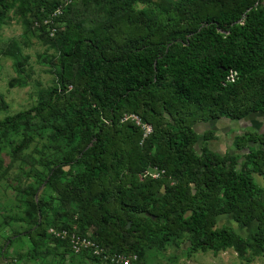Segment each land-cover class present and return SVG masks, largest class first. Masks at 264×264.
Here are the masks:
<instances>
[{
    "label": "trees",
    "instance_id": "trees-1",
    "mask_svg": "<svg viewBox=\"0 0 264 264\" xmlns=\"http://www.w3.org/2000/svg\"><path fill=\"white\" fill-rule=\"evenodd\" d=\"M263 1L181 0L180 14L164 23L162 16L136 11L133 0H71L61 17L64 22L70 14V21L53 38L44 28L33 29L32 20L44 18L61 0L34 1L27 25L57 47L58 84L36 106L0 121V131L60 116L53 129L71 149L52 160L47 174L64 208L75 201L77 216L71 222L76 226L68 222L56 230L89 238L109 255L135 254L133 264H142L137 249L147 239L158 238L163 246L182 232L189 234L192 252H264V129L234 137L241 169L237 155L208 148L210 132L199 152L193 149L198 122L264 117ZM16 3L30 9L28 0H0V22ZM167 23L172 26L166 33ZM124 112L151 126L141 145V129L120 123ZM74 170L75 177L66 179ZM35 207L39 239L45 220L43 209ZM138 213L155 220L139 230ZM225 214L239 227L257 223L249 240L230 227H216V218ZM48 230L70 250L68 241ZM38 244L33 239L28 255L50 257ZM60 254L53 264L64 263L66 254ZM72 262L111 264L87 251Z\"/></svg>",
    "mask_w": 264,
    "mask_h": 264
},
{
    "label": "rangeland",
    "instance_id": "rangeland-1",
    "mask_svg": "<svg viewBox=\"0 0 264 264\" xmlns=\"http://www.w3.org/2000/svg\"><path fill=\"white\" fill-rule=\"evenodd\" d=\"M34 1L28 0L30 9L18 7L16 3L0 22V121L36 106L40 96L58 84L55 76L59 56L57 47L29 30L27 25L35 14ZM132 4L136 11L147 16L156 19L162 16L165 23L167 18H177L181 9L179 7L183 3L181 0H133ZM69 21L70 14H67L62 22V30ZM171 26L172 23L165 24L164 31L167 33ZM259 72L264 74V68ZM129 115L136 116L143 124L150 126L138 114L128 112L122 114L120 123L129 122L140 128L124 119ZM56 122H60V116L54 114L36 117L28 124H21L17 131H0V264H35L31 261L32 255H28L34 248L33 239L39 241L38 245L44 252H65L70 263L76 255L65 244L51 239L46 233L51 227L64 229L63 225L68 222L74 226L76 223L71 222L77 216L74 213L77 206L75 201L64 208L60 196L49 185L47 173L52 168V160L62 159L71 149L68 141L54 132L53 124ZM263 129L264 117L260 113H252L238 121L220 119L198 122L193 126L199 137L193 149L199 152L204 146L203 136L210 132L212 139L208 142V148L219 155L225 152L237 155V168L241 169L243 157L233 148L234 137L244 132H262ZM147 137L143 136L142 131L139 144ZM68 168L66 166L63 170L67 171ZM150 172L155 177L156 173ZM76 174L74 170L66 179H71ZM253 178L258 185H262V178L258 174H253ZM162 195L163 191L160 190L156 197ZM35 206L43 209L45 220V234L39 239H36L34 232V222L38 219ZM137 216L142 224L139 230L144 222L155 220L145 213H138ZM256 225L253 222L239 227L232 221L230 214L216 218L217 228L230 227L245 240H249L256 231ZM92 231L93 228L87 230L88 234ZM158 240L147 239L137 249L142 264H264V252L253 254L249 249L243 257L232 249L215 254L212 251L192 252L189 234L186 232L163 246L159 245ZM36 255H39L36 259L41 260L39 263L53 264L49 256L41 259L40 254Z\"/></svg>",
    "mask_w": 264,
    "mask_h": 264
},
{
    "label": "built area",
    "instance_id": "built-area-1",
    "mask_svg": "<svg viewBox=\"0 0 264 264\" xmlns=\"http://www.w3.org/2000/svg\"><path fill=\"white\" fill-rule=\"evenodd\" d=\"M71 0H61L60 5H58L54 10L47 14L42 19L32 20V28L40 29L44 28L45 32L48 33L50 38L56 36V34L62 30L61 17L63 15V10L66 6L70 4ZM127 121H131L139 126L143 131V136L147 137L151 134V126H146L143 124L136 116L129 115L124 118ZM159 174L156 172L155 177ZM49 234L61 239L66 240L69 243L70 250L74 254H80L83 251L91 253L93 256L100 257L104 261H109L111 264H133L137 261V256L135 254H123V253H113L107 254L104 249L100 248L91 239L82 237L76 232L67 230H56L55 228H50Z\"/></svg>",
    "mask_w": 264,
    "mask_h": 264
},
{
    "label": "crops",
    "instance_id": "crops-1",
    "mask_svg": "<svg viewBox=\"0 0 264 264\" xmlns=\"http://www.w3.org/2000/svg\"><path fill=\"white\" fill-rule=\"evenodd\" d=\"M53 253H54V251H53ZM53 253H52V254H53ZM55 254H56V255H55ZM55 254H53L54 256H53V255H50V257H49L50 260L53 261V263H55V260H54V259L59 258V260H60V258H61V257H60V256H61L60 251H59L58 253L55 252ZM31 261H32V263H35V264H36V263H37V264H40L39 262H41L40 259H34V260H31ZM34 261H35V262H34ZM63 264H75V263L72 262V261H71V263H70V260L66 258ZM81 264H86V263L83 262V263H81Z\"/></svg>",
    "mask_w": 264,
    "mask_h": 264
}]
</instances>
